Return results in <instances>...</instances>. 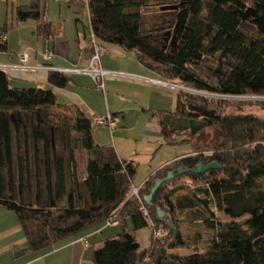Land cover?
<instances>
[{
  "label": "trees",
  "instance_id": "trees-1",
  "mask_svg": "<svg viewBox=\"0 0 264 264\" xmlns=\"http://www.w3.org/2000/svg\"><path fill=\"white\" fill-rule=\"evenodd\" d=\"M147 0H69L86 7L89 29L96 41L133 53L141 64L154 69L159 79L202 93L264 97V0H172L177 4L167 28L173 45L164 41L158 24L146 28L141 11ZM40 1L17 5V22L36 21L34 34L54 35L48 21H40ZM92 46L90 45L89 48ZM6 48L5 41L0 50ZM92 51V48H91ZM48 83L65 87V73L49 71ZM177 90L172 111L155 113L163 140L185 137L191 152L152 172L139 188L140 200L131 195L136 163L118 156L111 145L94 142L91 119L78 107L60 104L52 89L17 87L0 68V206L12 211L24 233L27 250L38 251L73 237L109 218L128 217L133 230L149 227V245L141 248L126 227L103 241L91 254V264H264V117L241 110L247 100L206 97ZM257 103L264 108V100ZM240 105V106H239ZM228 106L235 113H224ZM212 113L200 118L192 110ZM167 113L201 119L217 136L205 144L194 142L199 130H170ZM87 161L82 174L76 151ZM216 162L220 168L202 173L177 174L198 163ZM169 171L149 206L144 196L154 181ZM188 179L190 185H173ZM187 185V186H186ZM180 189L184 192L177 193ZM156 208L167 216L158 218ZM214 210L231 220L222 223ZM212 231L209 245L180 254L188 247L177 225L179 213ZM245 217L243 220L238 219ZM169 218L176 228L166 225ZM151 223L164 236L153 238ZM199 233L194 234L197 242Z\"/></svg>",
  "mask_w": 264,
  "mask_h": 264
},
{
  "label": "crops",
  "instance_id": "crops-1",
  "mask_svg": "<svg viewBox=\"0 0 264 264\" xmlns=\"http://www.w3.org/2000/svg\"><path fill=\"white\" fill-rule=\"evenodd\" d=\"M30 1L31 0H0V33L6 36V48L0 50V68L5 70L8 74L10 85L25 88L36 87L52 89L58 103L76 106L90 119L93 116H105L110 114L115 122L117 121L118 123L119 117L121 116L124 118V115H127L128 112H135L136 115H138L137 117H139L138 110L140 109L143 113L140 112V114L145 118L144 120L146 123L151 124L152 119H156V129L154 128V132L156 133L152 135L144 134V140L153 141L163 139L159 124L157 123V118L153 114H151L152 116L150 118L144 116L150 108L147 103L148 97H146L148 96V91H151V93L149 92V97L156 98L161 102L164 94L163 86L141 80L124 79V77L106 76L103 81L104 85L102 89L95 84L89 74H76L75 72L65 73L68 77V82L65 87L51 86V84L48 83L47 75L49 71H56L61 68H85L89 65L92 51L91 48H89L90 38L87 39L84 30V28L89 29V22L87 27L83 25V29H80L78 24L74 22V18L68 17L67 14L64 18H61L62 5H59L58 21L53 22L49 19L45 11V3L42 6L41 0H39L41 6V10H39L40 21H48L51 23L54 30V35L48 39H44L34 34L36 21L28 19L26 21L17 22L14 17L13 11L15 7L17 5H26L30 3ZM60 2L61 0H57V3L60 4ZM67 6L70 5L67 3ZM28 21L32 22L28 23ZM105 50V53L103 56L101 55L100 59L102 69L115 72L127 70L125 71L127 73L132 72L131 74L154 78L146 74L148 71L155 72L153 68L141 64L137 60L138 63L143 65L140 67L146 72L136 71L137 65L135 69L121 68L120 65H117V63L111 60L112 56L107 57L109 51L114 52L117 56H121L123 55L121 54V50L114 46L105 47ZM45 52L49 54L48 58L44 57ZM22 53L28 55L27 62L25 63H21L19 60V55ZM131 67H134V65H131ZM122 100L126 105L121 104V102L119 103V101ZM124 119L126 120V118ZM137 122L142 123L143 121L138 119ZM117 123L114 128L118 125ZM96 137L97 136L92 133L94 142L95 140H97V142H106L99 141ZM182 139H185L183 135L182 137L172 135L168 141L172 144H176ZM117 141L116 137H113V147L118 156L123 159H131L120 155ZM190 152L191 150L180 155L177 154L171 161ZM167 162H170V160L162 163L159 167ZM154 171L155 170L152 172ZM80 172L83 174L84 169L80 170ZM11 213L13 212L0 206V264H91L90 259L93 250L99 248L103 241L117 237L119 234L118 227H126L129 231L128 221L130 219L126 217L122 222L109 225L105 222L100 223L73 237L58 241L44 249L30 251L26 249L27 243L22 228L15 214ZM135 231L136 230L132 228V233L137 238ZM148 245L149 239L147 240L146 246H141L140 244V247L146 248Z\"/></svg>",
  "mask_w": 264,
  "mask_h": 264
},
{
  "label": "rangeland",
  "instance_id": "rangeland-1",
  "mask_svg": "<svg viewBox=\"0 0 264 264\" xmlns=\"http://www.w3.org/2000/svg\"><path fill=\"white\" fill-rule=\"evenodd\" d=\"M68 1L69 0H61L59 4L57 3V0H41V3H42V6L45 3V6H46L45 11L47 12V15L49 16V19H51L53 22L58 21L59 9H60L59 5H62L61 18H64L65 15L67 14L68 17H71L72 19L74 18V22L78 24L80 29H83V25L84 27H87L88 26L87 8L86 7L84 8L75 7L72 5L67 6ZM170 1L172 0H147L146 5L143 6L142 9H140L141 20L144 26L146 28H150L153 25L158 24L161 28H164L162 32L164 38L166 37L165 35L166 31H169V32L171 31L169 28H167L168 26L167 24L170 21L169 18H171V13H168L165 10H161L160 6L161 5L165 6L169 4ZM31 22L32 21H28V23H31ZM84 30H85L87 39H89L90 38L89 29L84 28ZM170 41H171V36L168 37V39L166 40V43L170 44ZM112 46L114 45L113 44L104 45V47H107V48L112 47ZM114 47L121 50V54H123L121 56H117L114 52L109 51V53H107V57L112 56L111 60L114 63H117V65H120L121 68H124V69H130V68L135 69L137 65L138 67H136L135 69L136 71L146 72L140 67L143 65H141L140 63L136 61L135 59L136 57L133 53L122 51V49H120V47H117L116 45ZM131 65H134V67H131ZM123 71L120 73H127L125 72L127 70H123ZM146 74L156 79L160 78L155 72H152V71H148L146 72ZM117 77H120V76H117ZM177 90L178 89L174 87H163L164 94H163V98L161 102H159L156 98L149 97L150 96L149 92L151 93V91H148V96L146 97H148L147 103L150 108L148 109L146 114H144V116H146L147 118H150L152 116L151 114L155 115V113H157L159 110L172 111L173 108L175 107ZM166 92H169V93H166ZM188 92H191V91H188ZM202 95L205 96L206 94H202ZM207 96L211 97L209 95H206V97ZM241 100H247L246 104L245 103L240 104L242 111L253 112L257 115L264 117V108H261V106L255 103L258 100H264V97H251V96L246 97L245 96V97H242ZM110 101H111V98H110ZM120 102L121 104L126 105V103H124L123 100L119 101V103ZM235 111L236 110L234 107L228 106L225 109L224 113L230 114V113H235ZM138 112H139V117H137L138 115H136L135 112H128V113L126 112L127 115H124V118H126V120L120 116L118 119V123L116 121L118 125L115 128L113 127V130H110L107 126H99V125H95L94 123H92L91 125V134L94 133L97 136L96 138L99 139V141H106V142H97V140H95V143L105 144V146L106 145L114 146L112 141H113V137H116V139L118 140L117 146H118L120 155L129 157L132 160H134V162L136 163V172L135 174H133L134 176L132 178V187L133 186L136 187L140 185L145 180V177H147L153 170H156L159 167V165H161L162 163L168 160L171 161V159L175 157L177 154L180 155L182 153H186L191 150V145L187 142L179 141L176 144H172L168 140H163V139L161 140L158 139V140H153V141L146 140V139L144 140L143 138L144 134L152 135L156 133L154 132V128L156 125V119L155 118L152 119L151 124L146 123V121L144 120L145 118H143V116H141L140 114L141 112L140 109L138 110ZM138 119L142 120L143 124L141 122H137ZM198 130L199 131L198 133H196L197 135H195L194 142L200 145L201 144L203 145L209 142L210 139L217 136L216 130L212 127H202ZM76 154H77V161H78L79 169L83 170L85 168L84 163H86L87 161V155L83 151H79V150L76 151ZM180 184L185 186V184L190 185V182L188 181V179H180L176 181L173 185L177 186ZM182 192H184V189H180L177 193H182ZM214 213L216 217L218 218V220H220L222 223L229 222L231 220L228 216L222 214L221 212L217 210H214ZM244 218L245 217H242L238 220L241 221ZM128 222H129L128 223L129 232L132 233L131 221L129 220ZM165 223H166V220H165ZM177 223H178L177 225L179 226V230L181 234L183 235V237L189 238L191 243L188 247L180 248L175 251H177L180 254H185V253L192 251L195 248L199 250H203L209 245L211 238L213 236L212 231L205 229L202 225L193 221L191 218V215L185 212L179 213L177 217ZM153 226H155L156 228H161V226L159 227L156 225H153ZM117 229L119 231L118 233L122 231L121 227H118ZM149 233H150V228L148 226L142 227L135 231V234L137 236L136 239H138L141 246L147 245ZM195 233H199V237L196 238L197 242H194ZM163 236H164V232H163Z\"/></svg>",
  "mask_w": 264,
  "mask_h": 264
},
{
  "label": "built area",
  "instance_id": "built-area-1",
  "mask_svg": "<svg viewBox=\"0 0 264 264\" xmlns=\"http://www.w3.org/2000/svg\"><path fill=\"white\" fill-rule=\"evenodd\" d=\"M93 33L90 30V45L92 46V55L90 57L89 60V65L85 68H61L58 69L56 71L61 72V73H71V72H75L77 73H87L89 74L92 79L94 80L95 84L103 89V81L104 78L106 76H120V77H124V78H129V79H133V80H141V81H146L155 85H159V86H163V87H174L177 88L178 90H184V91H191L193 92V90L181 87L179 85L173 84V83H167V81H163L161 79H155V78H150V77H146V76H142V75H137V74H131V73H120V72H115V71H111V70H105L102 69L101 67V63H100V59H101V55L105 53V47L101 46V44H99L96 39L95 36L92 35ZM6 40V36L3 33H0V43L4 42ZM44 57L48 58L49 54L47 52L44 53ZM28 59V55L26 53H22L19 55V60L21 63H25L27 62ZM197 94H206V93H202V92H197L194 91ZM193 92V94H194ZM206 95H209L211 97H215V98H224V99H242V97L245 96H235V95H224V94H213V93H207ZM248 97V96H246ZM91 123H94L95 125H99V126H107L110 130L113 129V127L116 125V122L114 120V118L110 115L107 114L105 116H93L91 118ZM139 186H133L131 188V195L135 196L136 198H138L140 200V210L143 212V214L147 215V210L145 205L142 203L141 198L139 196ZM117 222L116 219L114 218H109L105 221L106 224H115ZM154 223H152L150 226L152 227V236L153 238H161L163 236V231L161 228H156Z\"/></svg>",
  "mask_w": 264,
  "mask_h": 264
},
{
  "label": "water",
  "instance_id": "water-1",
  "mask_svg": "<svg viewBox=\"0 0 264 264\" xmlns=\"http://www.w3.org/2000/svg\"><path fill=\"white\" fill-rule=\"evenodd\" d=\"M180 1H182V0H180ZM177 7H178L177 4H167L165 6L161 5L160 9L161 10H175V9H177ZM165 35H166V37L164 38L165 41L168 39L169 36H171L170 44L173 45L175 40H176L175 35L169 31H166ZM193 109H195L196 111H200L199 108H193ZM204 116H206L207 118H208V116L211 117L212 113L204 114ZM165 119H166L168 126L170 127L171 131L188 129L191 134H193L198 129H200L206 125V122L202 121L201 119L191 118L189 120H186L185 118L175 117L171 113H167L165 115ZM217 168H220V166L216 162H211V163L209 162V164H207V165H204L202 163H198L195 166V168H193V169H188V168L183 169V168L179 167L177 169V174H182V173L187 172V171H191L193 173H202V172H205L207 170L210 171V169H217ZM166 174L167 175L164 178L158 177V179H156L154 181L153 185L150 187L149 193L144 196V202L147 203V205H149V206L152 205V202L150 199H152V197H153L154 193L156 192V190L158 189V187L163 182L168 181L174 177L173 171H169ZM156 216L158 218H163V217H166L167 214L164 211H162L161 209L156 208ZM166 225L172 230V235L174 238V236L176 235V228L169 218L166 219Z\"/></svg>",
  "mask_w": 264,
  "mask_h": 264
},
{
  "label": "flooded vegetation",
  "instance_id": "flooded-vegetation-1",
  "mask_svg": "<svg viewBox=\"0 0 264 264\" xmlns=\"http://www.w3.org/2000/svg\"><path fill=\"white\" fill-rule=\"evenodd\" d=\"M200 109V108H199ZM194 112H195V114L198 116V117H200V118H207L206 116H204V114H207V112L205 111V110H202V109H200V111H196L195 109H192ZM198 119V118H197Z\"/></svg>",
  "mask_w": 264,
  "mask_h": 264
}]
</instances>
